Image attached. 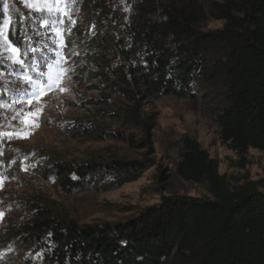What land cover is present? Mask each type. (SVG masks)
Wrapping results in <instances>:
<instances>
[{
	"label": "trees",
	"instance_id": "obj_1",
	"mask_svg": "<svg viewBox=\"0 0 264 264\" xmlns=\"http://www.w3.org/2000/svg\"><path fill=\"white\" fill-rule=\"evenodd\" d=\"M90 3L84 43L101 68L107 55L118 57L120 67L109 66L106 75L126 84L121 90L135 105L141 98L193 97L198 85L221 83V143L239 156L264 153V0H219L207 7L197 0H127V10L111 0ZM208 20L222 21V29L200 32ZM17 35L12 42L19 46ZM126 117L138 121L135 112ZM77 130L93 132L91 125ZM148 167L53 161L46 171L69 194L115 190ZM175 173L203 186L208 197H166L125 222L82 227L26 203L10 231L26 254L21 264H264V172L257 181L230 186L200 144L186 137Z\"/></svg>",
	"mask_w": 264,
	"mask_h": 264
},
{
	"label": "rangeland",
	"instance_id": "obj_2",
	"mask_svg": "<svg viewBox=\"0 0 264 264\" xmlns=\"http://www.w3.org/2000/svg\"><path fill=\"white\" fill-rule=\"evenodd\" d=\"M111 1L128 9L127 0ZM197 1L207 7L219 0ZM92 14L90 0H0V33L19 49L14 54L0 47V264H21L26 255L10 231L28 202L82 227L125 222L166 197L207 198L203 186L183 182L175 173L186 137L200 144L230 186L263 177L264 153L249 150L239 156L219 139L221 83L200 84L193 97L141 98L135 105L122 92L128 90L126 84L106 75L109 66L120 67L118 57L107 55L101 68L84 43L82 32L90 28ZM222 27V21L208 20L200 32ZM16 31L19 46L12 42ZM13 55L22 66L8 59ZM50 70L66 91L33 87L31 81L42 87ZM128 112H135L138 121H127ZM89 125L93 132L80 135L77 129ZM113 133L118 139L105 135ZM53 161L100 166L144 162L149 167L115 190L67 194L46 171Z\"/></svg>",
	"mask_w": 264,
	"mask_h": 264
},
{
	"label": "snow or ice",
	"instance_id": "obj_3",
	"mask_svg": "<svg viewBox=\"0 0 264 264\" xmlns=\"http://www.w3.org/2000/svg\"><path fill=\"white\" fill-rule=\"evenodd\" d=\"M26 6L30 8H36V10H39V6L35 4H27ZM44 7H48V5H44ZM7 8H8V5L5 3L4 9L7 10ZM5 26H7V22H5ZM0 36H3V39H4V44L0 45V47H4L5 51L11 50L14 54L19 52L18 48L12 47L11 43L7 39V36H4L3 33H0ZM2 59L3 57H0V62H2ZM8 59H12L15 63L21 64V66L23 65V61L19 60V58L16 57L15 55L8 57ZM31 83L33 84L34 88H38L39 90H45V89L52 90L54 87L58 88L60 92H64L67 90L65 87L61 86L63 81L59 80V77L57 76V73L55 70H50L47 73V80L44 82L42 87L40 85H37L35 81H31ZM33 95H35V93H33Z\"/></svg>",
	"mask_w": 264,
	"mask_h": 264
}]
</instances>
